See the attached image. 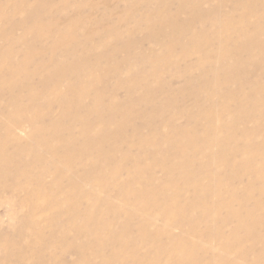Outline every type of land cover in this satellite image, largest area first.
<instances>
[{"label": "rangeland", "instance_id": "374dc122", "mask_svg": "<svg viewBox=\"0 0 264 264\" xmlns=\"http://www.w3.org/2000/svg\"><path fill=\"white\" fill-rule=\"evenodd\" d=\"M263 176L264 0H0V264H264Z\"/></svg>", "mask_w": 264, "mask_h": 264}, {"label": "bare ground", "instance_id": "6f19581e", "mask_svg": "<svg viewBox=\"0 0 264 264\" xmlns=\"http://www.w3.org/2000/svg\"><path fill=\"white\" fill-rule=\"evenodd\" d=\"M65 39V38H64ZM66 40V39H65ZM62 44V43H61ZM63 44H64V42H63ZM19 73V71L18 70H16V71H14L12 74H11V76H12V79H16V77H17V74ZM11 85V84H10ZM28 89V88H27ZM29 91V90H28ZM32 92V91H31ZM30 95V94H29ZM74 108V107H73ZM83 110H85V109H83ZM79 115V114H78ZM100 115V114H99ZM77 120V119H76ZM79 121V120H78ZM11 135V134H10ZM74 140V139H73ZM75 141H76V139H75ZM69 144V143H68ZM78 144H81V143H78ZM86 144H87V142H86ZM68 146V145H67ZM88 146V145H87ZM77 151V150H76ZM105 154H107V153H105ZM103 157V156H102ZM262 167V166H261ZM262 170V169H261ZM264 177V176H263ZM261 178V177H260ZM264 179V178H263ZM256 185V184H255ZM255 190V189H254ZM230 192V191H229ZM241 196V195H240ZM240 196H236L235 195V197H240ZM243 196V195H242ZM234 197V196H233ZM232 197V198H233ZM234 197V199H236ZM245 197L246 196H244V198L243 199H245ZM225 200V199H224ZM247 201V200H246ZM224 202V201H223ZM245 204V203H244ZM246 205V204H245ZM242 212V211H241ZM244 212V211H243ZM234 214V213H233ZM249 214V213H248ZM250 215V214H249ZM248 215V216H249ZM252 215V214H251ZM250 218V217H249ZM242 221V220H241ZM252 222H254V221H252ZM258 225H259V223H258ZM244 226V225H243ZM249 226H250V224H249ZM257 231V230H256ZM246 232V231H245ZM247 233H249V232H247ZM250 235V234H249ZM253 235H255V233L253 234ZM250 237H252V236H250ZM254 237H256V236H254ZM259 237V236H258ZM190 254V253H189ZM195 259V258H194ZM214 263V262H213ZM190 264H192V263H190Z\"/></svg>", "mask_w": 264, "mask_h": 264}]
</instances>
